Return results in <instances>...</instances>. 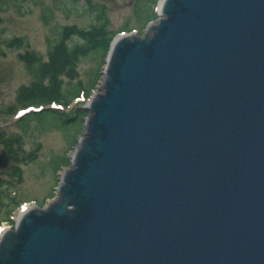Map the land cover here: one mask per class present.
Segmentation results:
<instances>
[{
  "label": "water",
  "instance_id": "obj_1",
  "mask_svg": "<svg viewBox=\"0 0 264 264\" xmlns=\"http://www.w3.org/2000/svg\"><path fill=\"white\" fill-rule=\"evenodd\" d=\"M157 3L110 43L61 184L0 232V264H264V0Z\"/></svg>",
  "mask_w": 264,
  "mask_h": 264
},
{
  "label": "rangeland",
  "instance_id": "obj_2",
  "mask_svg": "<svg viewBox=\"0 0 264 264\" xmlns=\"http://www.w3.org/2000/svg\"><path fill=\"white\" fill-rule=\"evenodd\" d=\"M138 1L145 2V0H0V112H3L5 107L14 106L18 89L29 86L32 81L25 64L18 59L19 54L34 51L45 60L48 48L55 43L59 31L65 26L87 28L107 21V27L115 35L120 34L119 31L124 24L130 28L126 33L141 32L147 25L144 26L145 21L138 22L135 18ZM11 39L23 40V43L21 46L15 43L8 47L7 43ZM104 66L105 59L95 58L93 54L80 59L77 67L78 80L88 88L89 73L94 72L99 75L100 83ZM78 80L73 83L76 84ZM66 82L64 78V88L67 86ZM98 87L99 84L91 91L90 97ZM90 97L75 99L68 109L62 108L61 111L68 114L71 107L79 105V108L85 109V103ZM17 107L19 110L24 109ZM47 107L50 106L42 105L39 108ZM16 120L15 113L14 115L0 113V131H5L9 136L15 134L20 136L22 149L36 154L34 160L21 165L23 176L18 185V194L19 198L25 201L21 206L43 208L54 198L56 189L61 184L60 175L68 168L62 167L59 172H55L50 164L51 157L66 155L69 160L74 149L69 147V140L63 129L48 127L52 126L51 121H47L46 125L31 121L24 132L14 124ZM8 177L6 175L5 179ZM20 208L13 213L8 224L3 223L0 227H13Z\"/></svg>",
  "mask_w": 264,
  "mask_h": 264
},
{
  "label": "trees",
  "instance_id": "obj_3",
  "mask_svg": "<svg viewBox=\"0 0 264 264\" xmlns=\"http://www.w3.org/2000/svg\"><path fill=\"white\" fill-rule=\"evenodd\" d=\"M75 1V0H74ZM77 1V0H76ZM80 1V0H79ZM83 1V0H82ZM156 0L138 1L135 11V18L138 22L145 21L144 26L156 18L154 6ZM101 12H99V15ZM127 24H124L120 31H130ZM119 31V32H120ZM143 31V30H142ZM138 32L139 34H142ZM115 33L107 27V21L93 24L87 28L78 26H65L58 33L55 43L50 45L47 50L46 59L37 52H23L18 55V59L25 64V68L31 75L32 81L29 86L18 89L14 106L5 107L3 112L6 115H12L18 109L17 106L25 108L30 105H50L56 104L68 109L73 100L82 95L85 98L90 97L91 91L98 85L99 75L90 72L87 81L88 88L78 80L77 72L80 59L93 54L95 58L104 60L108 51L110 42ZM23 40L11 39L7 46L11 47L17 43L21 46ZM64 78L67 80L65 87ZM77 81L76 84L73 81ZM73 106L66 114L60 109L47 107L38 112H30L15 121V125L24 132L29 127L31 121H37L39 125H46L47 121L52 122V128L63 129L66 138H68L69 147L73 148L76 139L81 135L84 129L83 121L87 117V111ZM43 127V128H48ZM0 147L6 148L13 162L14 167L6 173L8 178H4L0 173V225L11 221V216L24 203L23 198H19L18 185L22 181L21 165L27 161L36 158L34 152H25L21 147V137L18 135H6V132L0 131ZM69 148V149H70ZM50 164L55 172H59L62 167L69 166V160L65 156H53Z\"/></svg>",
  "mask_w": 264,
  "mask_h": 264
},
{
  "label": "bare ground",
  "instance_id": "obj_4",
  "mask_svg": "<svg viewBox=\"0 0 264 264\" xmlns=\"http://www.w3.org/2000/svg\"><path fill=\"white\" fill-rule=\"evenodd\" d=\"M25 209H28L29 207L28 206H24Z\"/></svg>",
  "mask_w": 264,
  "mask_h": 264
}]
</instances>
